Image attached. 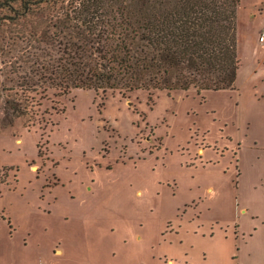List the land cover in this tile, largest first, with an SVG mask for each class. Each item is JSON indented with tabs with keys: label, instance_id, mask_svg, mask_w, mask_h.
<instances>
[{
	"label": "rangeland",
	"instance_id": "obj_1",
	"mask_svg": "<svg viewBox=\"0 0 264 264\" xmlns=\"http://www.w3.org/2000/svg\"><path fill=\"white\" fill-rule=\"evenodd\" d=\"M62 3L0 0L3 100ZM263 29L264 0H240L233 89L2 101L0 264H264Z\"/></svg>",
	"mask_w": 264,
	"mask_h": 264
},
{
	"label": "trees",
	"instance_id": "obj_2",
	"mask_svg": "<svg viewBox=\"0 0 264 264\" xmlns=\"http://www.w3.org/2000/svg\"><path fill=\"white\" fill-rule=\"evenodd\" d=\"M51 1L20 0L18 15L27 19ZM64 2L43 38L36 34L38 50L18 58V102L3 100L0 79V104L5 101L18 117L32 111L36 95L49 88L64 94L94 89L106 96L117 90L126 95L138 89L170 93L236 86L240 0ZM7 178L0 166V191Z\"/></svg>",
	"mask_w": 264,
	"mask_h": 264
},
{
	"label": "built area",
	"instance_id": "obj_3",
	"mask_svg": "<svg viewBox=\"0 0 264 264\" xmlns=\"http://www.w3.org/2000/svg\"><path fill=\"white\" fill-rule=\"evenodd\" d=\"M259 41L260 43L264 44V29L260 32Z\"/></svg>",
	"mask_w": 264,
	"mask_h": 264
}]
</instances>
